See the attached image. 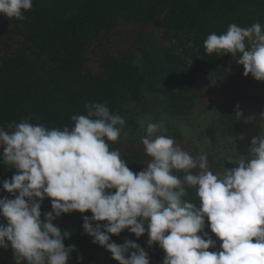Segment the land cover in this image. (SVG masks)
<instances>
[{"label":"trees","instance_id":"16d2710c","mask_svg":"<svg viewBox=\"0 0 264 264\" xmlns=\"http://www.w3.org/2000/svg\"><path fill=\"white\" fill-rule=\"evenodd\" d=\"M23 14V21L0 15V129L6 132L25 120L71 130L73 116L101 103L125 119L121 138L109 148L134 173L151 160L141 142L147 123L163 122L167 131L157 135L172 137L193 157L205 154L215 174L236 166L229 159L247 157L249 137L264 131V82L245 76L230 54H208L204 47L210 34H225L232 23L264 26V0H33ZM217 72L233 74L234 83L221 80L222 99L205 103L203 87ZM15 171L0 149V198H15L3 189ZM185 199L199 207L195 188H187ZM40 203L44 220L51 198ZM84 216L92 213L52 221L62 235L69 233L65 246L75 245L68 264H118L85 233ZM0 224L7 225L3 216ZM204 232L216 241L209 251H219L222 242L207 218ZM109 235L117 245L137 243L150 264H163L166 254L149 245L147 232ZM0 264H16L11 246L0 249Z\"/></svg>","mask_w":264,"mask_h":264},{"label":"clouds","instance_id":"9594fccd","mask_svg":"<svg viewBox=\"0 0 264 264\" xmlns=\"http://www.w3.org/2000/svg\"><path fill=\"white\" fill-rule=\"evenodd\" d=\"M32 4L0 0V15L23 21ZM204 47L208 54H230L245 76L264 82L261 24L232 23L225 34H210ZM86 108L87 115L72 117L71 130L27 120L11 133L0 129L3 163L16 170L3 181L15 198H0V216L7 220L0 224V249L11 246L16 264H68L75 245L65 246L69 233L62 235L52 221L74 211L92 213L83 217L85 233L118 264H150L137 243L110 242L109 234L125 229L137 238L147 232L149 245L165 252L163 264H264V135L252 138L247 157L229 159L235 167L214 174L205 154L193 157L172 137L157 135L167 131L163 122H149L141 142L151 160L134 173L119 151L109 148L121 138L125 119L105 104ZM187 188L196 189L199 207L185 199ZM45 197L51 198L52 211L42 220ZM205 218L222 242L219 251H209L216 241L204 232ZM92 221L106 223L94 227Z\"/></svg>","mask_w":264,"mask_h":264},{"label":"rangeland","instance_id":"374dc122","mask_svg":"<svg viewBox=\"0 0 264 264\" xmlns=\"http://www.w3.org/2000/svg\"><path fill=\"white\" fill-rule=\"evenodd\" d=\"M233 74H228L227 76L224 75V73H215L207 82L206 85L203 87V101L205 103H212L215 101V105L222 99V95H219L218 89L219 87V82L222 80L224 82H227V84H230L231 81L233 80L234 83V76ZM239 84V83H238ZM235 84L233 87L236 88ZM226 94H228V91H225ZM221 103V102H220ZM220 103L218 105H220ZM144 119V117H143ZM264 135V131H260L258 133H255L252 137L250 136L249 139L252 140L253 137H258L259 135ZM251 146L248 147V152Z\"/></svg>","mask_w":264,"mask_h":264}]
</instances>
